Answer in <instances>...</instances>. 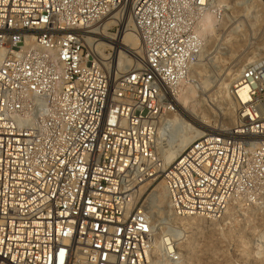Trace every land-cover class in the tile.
I'll return each instance as SVG.
<instances>
[{"label": "built area", "instance_id": "1", "mask_svg": "<svg viewBox=\"0 0 264 264\" xmlns=\"http://www.w3.org/2000/svg\"><path fill=\"white\" fill-rule=\"evenodd\" d=\"M127 2L0 0V264H182L175 239L156 252V235L178 228L135 199L146 180L162 179L173 217L264 206V56L234 80L232 124L166 164L160 141L179 129L169 121L206 48L202 22L226 12L132 0L143 55L118 74L90 42Z\"/></svg>", "mask_w": 264, "mask_h": 264}, {"label": "rangeland", "instance_id": "2", "mask_svg": "<svg viewBox=\"0 0 264 264\" xmlns=\"http://www.w3.org/2000/svg\"><path fill=\"white\" fill-rule=\"evenodd\" d=\"M119 31L120 25L117 24L108 30L111 34H117ZM98 55L103 67L109 70H113L114 58L117 64L118 60L123 64L127 63V59L135 60L129 52L121 49L117 51L110 46L102 48ZM262 56L264 0H235L230 4L225 19L216 26L203 55L194 66V75L191 76L189 84L193 86L194 91L192 101L199 112H206L213 120L212 126L202 128L194 124L196 127L203 131L207 128L222 127L227 117L224 108L231 105L229 98L223 97L221 92L227 72L232 67L236 69L241 64L248 63V58L254 57L255 60ZM174 136L176 135L161 139L160 149L163 153V146L168 145ZM161 181L162 179H158L148 183L145 192L138 197L139 204L154 206L153 210L161 208V204L153 198L154 189ZM157 204L160 205L159 208ZM263 231L264 206L235 209L233 215L224 221L205 224L193 231L191 241L194 246L190 250L187 243L183 244L182 252L185 257L182 264H238L242 261L264 264L260 262V258L264 260V238L260 237Z\"/></svg>", "mask_w": 264, "mask_h": 264}, {"label": "bare ground", "instance_id": "3", "mask_svg": "<svg viewBox=\"0 0 264 264\" xmlns=\"http://www.w3.org/2000/svg\"><path fill=\"white\" fill-rule=\"evenodd\" d=\"M234 1L235 0H219L218 5L222 6L225 12L227 13L229 11L230 4L233 3ZM131 5H132V0H128V2L123 5V7L125 8V9L123 8L124 11L122 9L121 11H119V13L113 12L112 16L109 17L103 23V26L100 28L101 35L97 39L90 42L95 54H97L98 51H101L102 48L106 46H110L117 51L121 49L133 55L135 60H131V58L127 59V57H125L127 54L124 56L128 60L126 64L119 62L118 59H117L118 60V64H117L115 62V58L113 59L112 69L116 70L118 74L121 72H124L134 62L136 63V61L143 55L140 37L135 31V28L133 26V21L131 18V13H130ZM112 24L120 25V31L117 34H111L110 32H108V25H112ZM219 24L220 22L217 19V16H215V14L212 11L208 13V15H206V17L204 18L202 22L203 26L201 29V34L206 40V45L210 37L212 36L214 30L216 29V26ZM253 58L254 57L248 58V63L252 62ZM248 63H243L236 69H234L235 67L230 68L229 71L227 72V77H226L227 80L225 79V81L222 84L223 85L222 90H221L222 96L226 98L228 97L230 100V104H231L230 107L224 108V111H225L224 114L227 117H225V120L222 125L223 127L230 126L232 124L234 112L232 109L231 88L234 83V80L239 75L242 68ZM196 64L197 62L194 63V66H196ZM194 66H193L191 76L194 75ZM193 92H194L193 86L188 85V87L185 89V91H183L179 99L180 111L177 114L173 115V117H171L169 121L174 125H178L179 129L177 133L174 134L176 136L172 138V140L168 143V145L163 146L162 148V150L164 151V159L166 161V164H170L173 161H175L177 157L181 154V152L184 151L185 148L189 146L190 143L195 138L203 135L204 131L196 127L194 124H197L202 128L213 125V120H211L207 116L206 112L198 111L196 104L192 101ZM163 133H164V127L161 126L160 134L163 135ZM150 181L152 182L153 180H148V181L146 180L136 185L134 195L137 201H138V197L143 192H145L144 190L147 188V185ZM153 198H155L156 201L161 204V206L159 205L161 208L153 210L154 206H147V210L150 213H154L155 215H157L158 213L159 216H164V217L170 216L173 219L172 220L173 224L178 228L175 232L168 234L170 235L169 238H167L165 235H162V234L156 235L155 237L156 246H157L156 252L160 253L162 257L163 256L162 254L168 248L167 241L172 243L174 242L173 239H175V242L177 241L178 250L183 255V261L185 257L182 252L183 244L187 243L189 245L190 250L193 248L194 245H193V242L191 241V237L195 229H199L201 226H204L205 224L211 225V224L216 223L217 221L219 222L224 221L227 217L233 215V212L235 210V209H231L229 213L223 216L221 219H213V218L209 219V218H203V217H198V216H190V217H183V218L173 217L172 216L173 212L170 207L167 189L163 181H161L157 185V187L154 189ZM163 208L164 210H162ZM161 211L165 212V214H163V212ZM260 237L264 238V231L261 232ZM260 260H261L260 261L261 263H264V260L262 258H260ZM155 264H168V261H161V262L156 261ZM172 264H181V263H172Z\"/></svg>", "mask_w": 264, "mask_h": 264}]
</instances>
